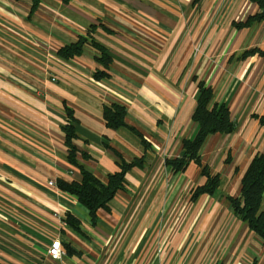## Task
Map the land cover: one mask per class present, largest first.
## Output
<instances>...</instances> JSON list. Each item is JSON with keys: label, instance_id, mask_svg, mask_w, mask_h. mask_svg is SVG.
<instances>
[{"label": "crops", "instance_id": "obj_1", "mask_svg": "<svg viewBox=\"0 0 264 264\" xmlns=\"http://www.w3.org/2000/svg\"><path fill=\"white\" fill-rule=\"evenodd\" d=\"M31 4L0 0V264H175L181 184L199 173L190 165L172 174L165 160L180 157L183 140L196 134L193 77L212 87L214 101L228 105L236 124L229 135L209 137L201 151L205 164L213 155V162L229 167L230 188L238 183L232 196L239 195L252 156L264 152L258 122L264 114V60L240 58L264 49V21L233 25L258 7L249 0H40L30 14ZM92 25L94 40L112 59L110 76L101 81L92 77L99 56L94 48L85 45L69 61L56 54ZM112 103L126 108V123L150 150L128 128H107L102 109ZM66 110L76 119L78 162L101 182L119 169L110 147L126 162L145 157L141 168L126 173V191L116 194L109 212L98 211L95 226L77 198L56 184L80 180L67 160ZM228 206L225 228L238 223L250 236L241 242L248 249L232 250L230 263L247 255L264 263V243L249 244L259 239ZM67 213L80 220L86 237L66 225ZM231 236L239 240L241 233ZM55 239L79 255L52 261L48 249ZM231 240L218 242L214 254L224 247L227 255Z\"/></svg>", "mask_w": 264, "mask_h": 264}, {"label": "trees", "instance_id": "obj_2", "mask_svg": "<svg viewBox=\"0 0 264 264\" xmlns=\"http://www.w3.org/2000/svg\"><path fill=\"white\" fill-rule=\"evenodd\" d=\"M30 14L33 13L39 5L40 0H31ZM68 3L71 0H63ZM198 0H194L196 3ZM254 3L259 11L251 15L243 22L233 23L238 29L251 26L255 22L264 21V0H249ZM103 27V26H102ZM95 26H90L84 37H79L76 42L67 44L57 51V56L69 61L83 54L85 45H89L98 52L94 62L97 65L92 77L95 81H101L110 76V67L112 59L108 56L106 49L98 44L93 33ZM257 55L264 60V49H251L244 51L241 59ZM197 84L196 105L192 112L191 119L197 125V131L192 139L183 140V153L180 157L166 159L165 166L172 174L184 173L190 165H195L199 170L200 183L191 194V201L196 200L201 195L208 197L221 196L220 187L222 180L220 174L212 173L210 167L202 163L201 151L206 140L216 134L229 135L235 130V121L231 116L227 104L214 101V94L211 86L203 81L193 77ZM127 110L124 106L112 103L104 105L102 109V118L111 130H118L125 127L136 134L145 151L150 150V143L136 129L126 123ZM67 121L62 127L64 134V145L67 149V160L70 165L78 168L80 180L66 182L57 181V187L64 192L74 195L79 204L87 211L89 223L96 225L98 211L104 210L109 212L110 203L118 192L126 191L125 177L126 173L133 168H141L145 163V157L133 159L129 162L124 161L122 156L110 147V150L119 159L118 170L108 175L106 182H101L93 173L86 170L79 164L77 159L78 149L74 145L77 139L75 124L76 119L71 110H66ZM259 125L264 127V114L258 117ZM82 158L90 157L81 153ZM228 162V161H227ZM225 199L231 205L232 215L243 223L249 231L264 243V152L255 153L248 162L245 170L240 177L239 195L234 197L226 195ZM66 225L76 234L86 237V233L81 228V222L71 213H67L64 219ZM66 255H79L68 244H62Z\"/></svg>", "mask_w": 264, "mask_h": 264}, {"label": "rangeland", "instance_id": "obj_3", "mask_svg": "<svg viewBox=\"0 0 264 264\" xmlns=\"http://www.w3.org/2000/svg\"><path fill=\"white\" fill-rule=\"evenodd\" d=\"M214 159L213 155H211L207 158L210 165L205 164L203 161L202 163L209 167H216L217 172L213 171L211 167L210 169L212 173H219L221 176V196L219 194L217 197L210 198L201 195L196 200L191 201V194L199 184L200 178L192 175L190 180L182 181L181 201L178 210L175 212L176 221L174 231L177 233L178 229L180 233V242L178 243L179 253L175 264H231L230 262L233 257H236V254H234L232 250L236 251L239 247H241L240 249H248L244 247L241 242L244 240L246 241L250 236L241 228L240 224H234L233 228L232 226L229 229L225 228L226 225H230L231 220V216L228 213V204L230 203L225 199V196L237 194L236 190L238 183L234 186L232 185L230 188V184L234 177L232 178L230 176L229 167H227V165L222 167L219 161L213 162ZM197 170L199 173L200 170L198 168ZM168 227L169 226H166L165 228L167 229ZM235 232L241 233V238L239 240H237L235 236H231L235 234ZM231 237L232 240L229 242H232V247L230 251L228 250V254L225 255V250H222L224 247H221L220 251L215 255L214 251L217 248V243L221 242L223 238H225V242H228ZM249 241V244H254V247L255 245H261L259 240ZM189 251L192 252L190 253ZM247 257L248 259H243L244 257L238 259V264H264L260 258H255L250 255H247ZM257 257H259V254H257Z\"/></svg>", "mask_w": 264, "mask_h": 264}, {"label": "built area", "instance_id": "obj_4", "mask_svg": "<svg viewBox=\"0 0 264 264\" xmlns=\"http://www.w3.org/2000/svg\"><path fill=\"white\" fill-rule=\"evenodd\" d=\"M49 186H55V183L50 181L48 183ZM65 255V251L62 248L61 242L59 241V239H55L52 241L49 249H48V257L52 260V261H59L63 256Z\"/></svg>", "mask_w": 264, "mask_h": 264}]
</instances>
